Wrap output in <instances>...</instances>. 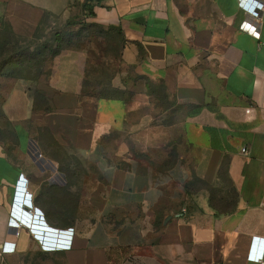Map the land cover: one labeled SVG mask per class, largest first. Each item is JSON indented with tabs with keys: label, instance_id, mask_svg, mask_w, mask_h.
<instances>
[{
	"label": "crops",
	"instance_id": "1",
	"mask_svg": "<svg viewBox=\"0 0 264 264\" xmlns=\"http://www.w3.org/2000/svg\"><path fill=\"white\" fill-rule=\"evenodd\" d=\"M256 1L260 19L238 0H101L93 15L86 0H0V21L18 37L49 18L116 35L110 86L121 93L83 96L96 44L56 56L36 85L48 109L27 80L0 76V264H257L248 260L264 238ZM20 176L42 224L71 233L69 249L24 226L15 236Z\"/></svg>",
	"mask_w": 264,
	"mask_h": 264
},
{
	"label": "rangeland",
	"instance_id": "2",
	"mask_svg": "<svg viewBox=\"0 0 264 264\" xmlns=\"http://www.w3.org/2000/svg\"><path fill=\"white\" fill-rule=\"evenodd\" d=\"M2 21L0 69L3 76L22 77L33 90L36 81L50 76L56 51L81 46L90 49L96 44L102 53L94 46V56L88 60L85 88L104 92L110 89L111 78L118 68L120 42L116 35L84 19L63 23L49 18L33 37L23 38L13 35L7 21Z\"/></svg>",
	"mask_w": 264,
	"mask_h": 264
},
{
	"label": "built area",
	"instance_id": "3",
	"mask_svg": "<svg viewBox=\"0 0 264 264\" xmlns=\"http://www.w3.org/2000/svg\"><path fill=\"white\" fill-rule=\"evenodd\" d=\"M238 5L241 8L253 6L256 12L255 17L260 19L261 11L263 10L262 4L260 2L256 0H238ZM241 28L254 36H259L257 27L254 25L243 24ZM242 152H246V149H242ZM12 214L16 221L15 229L17 232L15 233V236L18 235V229L24 226L35 233V235L38 237L42 235L37 233H51L54 241L53 248L57 250H67L71 247V233L62 230H54L42 224L43 216L39 210L32 207L31 194L27 190V182L23 176H20L16 186ZM263 250L264 238L254 237L252 240L248 260L257 264H264V262H261L260 260V258L263 256Z\"/></svg>",
	"mask_w": 264,
	"mask_h": 264
},
{
	"label": "trees",
	"instance_id": "4",
	"mask_svg": "<svg viewBox=\"0 0 264 264\" xmlns=\"http://www.w3.org/2000/svg\"><path fill=\"white\" fill-rule=\"evenodd\" d=\"M101 0H86L85 4H84V8L87 10V14L89 15H93V3L94 2H99ZM2 20L0 21V44H1V41H2V34H1V30H2ZM9 24V23H8ZM96 25V24H95ZM97 26V25H96ZM97 28H99L97 26ZM9 30L10 32L15 35L13 32H12V29L9 25ZM103 31V30H102ZM61 51H56L55 54H54V57H56ZM88 65V64H87ZM0 76H3V72L2 70L0 69ZM87 76V68H86V74H85V78ZM3 77H16V76H12V75H8V76H3ZM49 75L46 77L48 78ZM18 78H22V77H18ZM24 79V78H22ZM40 80V79H39ZM39 81H36L34 87H33V90L29 88V90L31 91V94L35 100V104L38 106V107H45V108H49V102H48V99L43 95V93L38 90L36 88V85ZM85 80L83 82V89H82V94L83 96H87V97H91L93 99H105V98H115V97H118L120 96V91L112 88L110 85V89L106 90V92L104 91H98V90H95L94 88L91 89V91H88L86 88H85Z\"/></svg>",
	"mask_w": 264,
	"mask_h": 264
}]
</instances>
